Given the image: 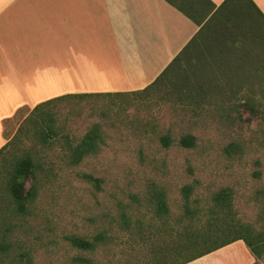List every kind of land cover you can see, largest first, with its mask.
Listing matches in <instances>:
<instances>
[{
    "label": "rangeland",
    "instance_id": "374dc122",
    "mask_svg": "<svg viewBox=\"0 0 264 264\" xmlns=\"http://www.w3.org/2000/svg\"><path fill=\"white\" fill-rule=\"evenodd\" d=\"M253 14L221 20L213 44L198 40L196 49L180 56L182 71L214 70L217 60L220 68L263 70L264 20ZM171 89L161 81L142 93L55 101L45 107L53 119L49 125L59 134L44 141L33 121L18 123L0 159L3 206L6 173L1 164L8 169L30 154L39 165L28 212L18 217L9 209L1 213L12 219L11 254L27 253L20 264H154L153 257L171 244L166 228L180 227L186 184L192 188V205L203 209L215 191L230 188L234 215L264 232V118L232 122L213 112H194ZM95 127L101 135L98 152L71 164L66 149ZM186 133L195 135L193 147L178 144ZM163 135L172 139L168 147L161 142ZM160 189L169 208L167 221L156 215L153 204V193ZM100 233L103 243L98 240L93 250L70 240H91ZM254 264H264V252Z\"/></svg>",
    "mask_w": 264,
    "mask_h": 264
},
{
    "label": "crops",
    "instance_id": "0c3cea01",
    "mask_svg": "<svg viewBox=\"0 0 264 264\" xmlns=\"http://www.w3.org/2000/svg\"><path fill=\"white\" fill-rule=\"evenodd\" d=\"M223 1L0 0V149L41 102L148 87ZM255 260L236 240L186 264Z\"/></svg>",
    "mask_w": 264,
    "mask_h": 264
},
{
    "label": "trees",
    "instance_id": "16d2710c",
    "mask_svg": "<svg viewBox=\"0 0 264 264\" xmlns=\"http://www.w3.org/2000/svg\"><path fill=\"white\" fill-rule=\"evenodd\" d=\"M184 6H186L184 7L186 13L193 17L192 13L187 11L189 9L187 5ZM253 11L264 20V15L252 0H224L158 78L148 87L131 93H142L164 81L172 85L171 92L175 93L177 98L192 104L191 110L194 112H213L219 119L232 122L255 117L264 118V69L260 70L259 66H255L242 71L230 64H228L230 67L220 68L218 66L220 62L217 60L214 62L217 65L216 70L206 72L201 70L197 74H188L184 73L183 67L177 64L182 54L190 53L197 48L198 40L205 45L213 44V32L223 27L221 20L226 17H237L238 14L240 16L249 14L253 17ZM197 22L201 24L200 20ZM91 94L100 96V93H75L46 100L37 104L25 120L33 121L35 133H39L41 140L50 139L59 132L49 125L53 119L48 115L45 106L68 97ZM205 102L209 104L206 107L203 104ZM35 113H37V118L34 119L32 116ZM160 139L165 147L172 142L169 135H163ZM100 140L101 135L96 127L86 133L79 143L66 149L70 163L78 164L84 157L97 153ZM195 141V135L186 133L179 138L178 144L183 147H193ZM8 142L0 149V159L4 157ZM1 167L5 170L6 177L3 186L4 194L1 196L4 206L0 203V264H20L27 253L20 252L16 256L11 254L13 243L8 237L13 227L10 222L12 219L7 216L1 217V213L9 209L14 217H18L28 212V207L35 197L34 186L39 165L30 154H26L15 159L8 169L5 164H1ZM27 182H30L29 187L26 186ZM191 192V185L186 184L182 187V213L177 217L180 227L176 230L166 228L165 232L169 233L171 244H165L160 254L153 257L154 264H186L236 240H242L256 259L262 256L264 232L242 222L234 215L230 188L223 187L215 191L205 209L192 205ZM153 198L156 215L167 221L169 208L165 193L161 189L155 190ZM121 216L126 221L125 214L122 213ZM70 240L73 246L82 250H93L98 240L103 243L104 236L100 233L91 240L76 236L71 237Z\"/></svg>",
    "mask_w": 264,
    "mask_h": 264
}]
</instances>
